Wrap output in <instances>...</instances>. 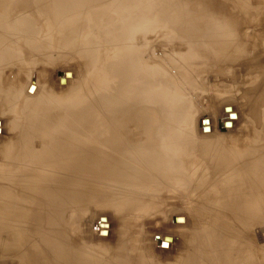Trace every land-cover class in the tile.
<instances>
[{"label": "rangeland", "instance_id": "rangeland-1", "mask_svg": "<svg viewBox=\"0 0 264 264\" xmlns=\"http://www.w3.org/2000/svg\"><path fill=\"white\" fill-rule=\"evenodd\" d=\"M32 1V9L36 11L32 12L31 8L28 10L33 15H30L29 12H27L29 16L26 15V10L25 13L22 12V15L17 13V15L13 16L16 18L25 17V15L26 17L32 16L31 18L39 16L44 19L46 18L47 21L50 20L51 22H49L54 24V27L61 32V34L58 32L56 38L60 40L59 42L56 39H53V41L52 38L36 40L38 46L41 45V47H37L39 50L36 49L35 51L34 47L28 49V46L26 48L28 51L26 49L23 51V53L25 51L26 53L23 54L21 61L12 58L13 54L8 53V51L2 52L3 54L0 53V60H3L0 61V125L2 123V130H0V176L8 172L5 169L3 171V168H1L2 162L4 164L11 159L13 163L17 164H14V166H18L19 168V165L22 164L25 171L37 164L42 171L40 175H52L54 185L60 183L61 186L64 180L75 177L73 168L68 169L69 166L60 167L61 157L64 155L68 158L70 156L73 157V154H77L74 148L79 147L82 143L85 149H89V151H92L91 153L94 152L97 155V152L101 148H108V146H105L106 139L112 133L127 131L129 136L133 138L135 133H138V128L136 130L134 127V119H137L136 115L134 116V111L136 110V113H138L137 110L140 107L146 108L149 115L153 118L157 116V121L151 124L150 129L152 130L150 132L154 133V138L162 134L166 137L170 135L171 142L176 143L177 146H182L181 144L186 145L184 147L186 151L181 155V160L184 166L189 164V162L192 163V160L199 162L200 170L194 174L195 176H198L197 174H207L208 177L211 176L209 179H215L216 177L212 176L215 175L213 173L216 172L217 168H214L213 159H216L218 154L230 151L233 148L232 144L234 142L237 144L241 143L236 138H243L241 137V133H239L243 129L247 130L252 142L256 140L262 146L264 145L263 137H258L262 129L264 130V95L259 98L258 94H256L264 86V75L256 78L258 72L251 70L252 67L248 66L250 65L248 63L251 59L250 57L242 59V61L240 59V66L238 65L240 61L231 63L235 59H229V57L225 58L220 65L211 63V61H214L213 58L210 61L208 60L206 65L205 63H201L189 66L187 62H170L171 57H176L175 45L165 42L164 39L155 41L143 57V62H146L145 64L151 72L150 75H152L147 85V92H144L146 93V97L141 101L139 93L132 94L131 92L136 90L135 85L140 82L135 81L133 76L132 80L126 78L124 72H118L114 69L115 65L122 67L125 65L131 70V61L129 60H124L121 64L114 62V55L117 54L114 52V44H111L113 50L110 49V54H104V48L94 47L96 48L95 52H89L86 56L77 53L75 47L77 43H80L82 38L87 39V41L91 38L95 41L97 40L96 38L99 36L96 35L97 37H94L93 33L90 34V28L97 29L99 27L100 30L107 31L109 30L107 28L109 25L107 21L112 17L113 19L117 18V21L120 23L123 17H121V12L123 13V11L120 9L130 4L129 2L126 4L127 0H122L125 3H122L120 0H113V2L112 0H102L105 1L103 3L99 0H92V2H85V0ZM188 1L190 2L191 0ZM214 1L219 8L223 4H225L223 5L224 7L230 8L227 5L234 2V6L237 4L235 9L240 14L239 20L241 21L242 18L244 26L248 27L252 33H264V0H238L239 2L237 0H192L190 5L192 7L204 5L212 9V5L216 6ZM243 1L245 3L244 6L241 4ZM78 2L81 5H78ZM173 2L169 6L171 8L168 13L175 16L178 10L175 8ZM109 3L110 5H108ZM116 3H120L119 5L123 4V6L115 5ZM75 4L77 5L76 8ZM115 6H118L119 10L115 9ZM59 8L61 9L59 10ZM77 8L79 9L78 11H76ZM75 25L76 27L77 25L81 26L79 27L80 29L78 27L75 28ZM74 29L80 32L77 31L78 34H81L80 37L74 34ZM87 31L89 34L85 33ZM86 34L88 35L86 36ZM66 36L71 38V40L66 39ZM88 36H90V39ZM72 41H74L75 45H70ZM97 41H101L100 37ZM50 42V45L54 42L53 44L57 47H54L53 50H45L46 48L42 47V44H49ZM259 54L263 55L264 52H257L251 56H258ZM110 56H112V59ZM231 57L235 56L232 55ZM187 67L188 69H186ZM228 68L231 69L229 70ZM247 79H250V81ZM104 82H106V85ZM167 86L169 87L168 93L162 95L161 88L167 89ZM15 87L21 91V94L17 97L12 93L16 92L13 89ZM246 91H249L248 95L251 92V96H244L243 93ZM261 91L263 92L264 89ZM252 93L255 94L252 96ZM131 95L133 97L130 101L127 98ZM82 96H84V101L82 100ZM134 97H138L140 101L134 100ZM117 99L123 100L121 104H117ZM112 104L116 105V110L123 115H127L126 112L128 111L133 113V118L127 121V117L125 120L122 117L114 124L106 121V127H102L101 121L104 119L103 116H108L110 115L109 113H114L115 111L112 109L108 110L107 108L112 107ZM226 104H232L240 116L239 121L234 127L235 129L224 126L225 122L223 120L227 119L228 112L226 111ZM223 107H225V112L223 111ZM80 109L86 113V120H84L81 135L73 131L75 117L69 115L77 114ZM248 115H251V117ZM147 118L148 116L146 117V121L148 122ZM229 118L231 120L235 119ZM251 127L254 129L252 130ZM206 128H209V130L207 131ZM233 138L235 139L234 141L232 140ZM24 139H28L30 143L32 142L31 146L34 148H31L33 150L36 149V157H22V160H20L21 155L18 152L20 151V143ZM229 141H232V143ZM226 143L231 145H227ZM235 143L233 145L236 148L238 145ZM259 143H255V146ZM12 145L16 153L8 151L11 150ZM224 145L228 148H225ZM239 145L241 146L242 144ZM242 147H245V145L240 148ZM88 161L90 160L88 159ZM109 163L106 162V165H109ZM137 167H140V164H137ZM51 168H54V170H51ZM86 169L87 171L83 173L85 187L81 185L82 188H78L79 190L75 188V191L73 188L67 186L68 190L74 191L71 194L72 203H66L69 207H67V211L63 209L62 213L58 215L54 214L53 217H57L56 219L50 217L52 216L51 213L48 214L46 212L41 214L42 219L36 218L33 223V232L27 235L25 227L21 230L20 234L23 238L20 237L17 240L15 238V240L11 241V236L6 235L9 234V231L6 230L3 221L6 220L5 218H10L11 220L12 217L13 219V211L0 212V264H34L36 261L39 264H48L46 255L48 247L54 246L52 244H57L60 247L64 246L65 248L68 247L67 249L70 250L71 254L73 253V255L79 258L82 256V258L88 260V264H119L123 260L133 262L140 255L142 256V252H145L147 249V252L151 254L148 255L146 252V257L148 258L149 256V259H151L149 261L150 264H186L188 251L191 249V245L187 244V239L190 237L193 226L199 224L201 228L208 227L211 225L210 220H214V216L219 220V223L221 221L228 223V221L232 220L230 214L222 211L219 212L218 209L208 212V215L203 210L199 211L198 208V211H196V208L191 209L192 203L190 204V200L193 198L190 197H194V200H202L200 197L201 193L187 197L186 194L182 193V190L178 191L177 189H172L171 186L168 187V178L164 179L167 182L163 179L157 181V188H154L156 190L148 193L149 195L146 197L147 200L145 202L152 201L151 210H136L133 206H128L129 208L121 209L124 212L122 214L121 210H118V212L113 205L107 203L109 199L113 201L115 200L114 198L120 199V196H123L121 195L124 193L122 185L116 183V180L113 178H109V170L102 171L103 175L98 176L94 168L86 167ZM145 170L146 178L159 177L155 172L148 169ZM9 174H12V171ZM9 174L6 173L7 179L12 180L8 181L10 183L8 186L16 190L14 182L16 180L13 178L20 177V173L19 171L13 173V177ZM18 174L19 176H17ZM1 182L5 183L2 177H0ZM75 183L72 185L78 186L79 182ZM162 184L165 186H161ZM168 188L176 191L170 192L171 190ZM176 193L180 196L182 195V197ZM173 195L176 196L174 197ZM150 198L152 199L150 200ZM184 200L185 202L183 203ZM7 201L13 202V198H7ZM172 202L176 203L173 204ZM158 203L161 204L158 206ZM62 204L64 203L58 204L59 208H64L65 204ZM170 206H173V209ZM169 207L172 211L168 209ZM112 210H115V213ZM125 211H127V214ZM130 211L133 212L130 213ZM262 212L263 221L260 226L261 229L258 231L262 234L264 246V206ZM46 216L48 217L46 218ZM49 218L53 219L54 222L51 221L44 224ZM180 219H182L183 223H180L182 222ZM11 228L17 230L18 233L20 232L14 224H11ZM57 230L58 232L62 231V235L63 232L67 235V237H65L66 235L64 236L65 239H62V243L60 241L61 238L56 237L60 235H57ZM10 231L13 232L12 230ZM48 237H50L51 241H49ZM45 239L51 245L46 244ZM119 245L121 246L119 247ZM132 245L134 247L138 245V247L133 250L134 247ZM124 248H128L129 250L125 249L124 251ZM139 250L142 251L140 252ZM14 251L18 252L20 256L16 257ZM262 253L263 255L260 254L261 257H259L258 264H264V250ZM21 255L27 256L26 259L24 258L23 260ZM57 263L67 264L57 259L52 264ZM214 263L221 264V262L218 263V260L215 259ZM69 264H74V260Z\"/></svg>", "mask_w": 264, "mask_h": 264}, {"label": "bare ground", "instance_id": "bare-ground-1", "mask_svg": "<svg viewBox=\"0 0 264 264\" xmlns=\"http://www.w3.org/2000/svg\"><path fill=\"white\" fill-rule=\"evenodd\" d=\"M191 1L187 2V0H127L126 4L128 2L130 4L126 7H122L123 4L119 5L121 2L118 4L116 3L115 5H119L120 7H122L120 9L123 11V13L121 12V17L123 16L121 18V22L119 23L117 21V18L113 19L112 17L110 20L107 21V23L109 24L107 28L109 30L102 31L99 27L97 29L90 28L89 30V33H93L92 35L94 37L99 36L101 41H97L99 37L96 38V41L91 38L92 40H94L92 41L89 38L90 36H88V38L92 42L90 40L87 41V39L82 38L80 40V43H77V45H75L74 41H72L70 45H75L77 53L86 56V54L89 52H95L96 48L94 47H101V49L104 48L103 51H105L103 53L110 54V49L113 50V46L111 44H114V52L117 53L116 55H114V62L121 64L124 60H129L131 61V70H129L128 67L125 65L123 67L115 65L114 69L118 72H124V76L126 78L132 80L131 78L133 76L135 78V81L140 82L139 84L135 85L136 90L131 92L132 94L139 93L141 96V101L144 100V98L146 97V93L144 92H147V85L149 84V79L152 75H150L151 72L150 69L147 68V65L145 64L146 62H143V57L145 56L144 54L147 53L146 51H148L152 47L155 41H160L163 39L165 40V42L175 45L176 57H171L170 62H187L189 66H192V64L201 63H205L206 65V62L208 60L210 61L214 58V61H211V63L220 65L221 63H223V60L228 57L229 59H235L231 61V63L235 61H240V59L242 61V59L250 57L251 59L248 63L251 66H248L252 67L251 70L258 72L256 78H258V76L260 75L263 76L264 54H259L258 56L251 55L257 52H264V33H252L250 32L251 30L249 31L248 27L244 26V21L242 20V18L241 21L239 20L240 14L235 9V6L237 4L234 6V2V4L229 3L227 6L230 8L224 7L223 5L225 4H223L219 8L214 1V4H216V6L212 5V9H210L209 7L207 8L204 5H195L194 7H192L190 5V3H192ZM85 2H92V0H85ZM103 2L105 1H102V3ZM172 2L175 4L174 6L178 10V13L176 12L177 15L175 16L170 15L171 13H168L171 8L169 6L172 5ZM79 3L80 2H78V5H81ZM122 3L125 2L122 1ZM32 4V0H0V53H5L8 51V53L13 54V56H6H12V58H16L17 60L21 61L23 54L26 53V51L24 53L23 51L28 46V49H30V47H34L35 51L37 47H41V45L38 46L36 40H42L44 38H52L53 40L57 38L58 32L61 34V32L54 27V24L50 23V20L49 22L46 20V18L44 19L43 17H39L36 13L35 14L38 17H28L29 15L27 12H29L30 14V11L28 9H32ZM76 4L75 8L77 7ZM241 4L244 6V1L243 3L241 2ZM108 5H110V3ZM117 7L115 6L114 8L118 9ZM60 9L61 8H59V10ZM78 10L79 9L77 8L76 11ZM25 11L26 15H28L27 17L26 15L25 17L22 16L18 18L13 16L17 15V13H19V15H22V12L25 13ZM31 11L34 12L36 10L33 11L32 9ZM32 12L30 15H33ZM77 27L78 29H80L79 27L81 26L77 25ZM77 27L75 25V28ZM74 31V34H76L77 37L81 36V34L77 33L78 30L76 31L74 29ZM85 33H88V31ZM88 34H86V36ZM65 38L71 40V38L67 36ZM56 40H58L59 42L60 39ZM53 43L54 42H52V45H50L51 42L49 44H42V47H45V50H53L54 47H57ZM158 49L161 50L160 48ZM232 55L235 57H231ZM110 57L112 59V56ZM241 61L238 62V65L239 63H241ZM242 64L245 65L246 63ZM188 67L186 69H188ZM247 80L250 81V79ZM246 83L248 82L246 81ZM104 84L106 85V82H104ZM263 87L262 89H264ZM99 88L101 89L100 86ZM13 89L16 90V92H12L14 95H16V97L21 94L19 88L15 87ZM262 89L260 88L259 90L260 94L258 93V91L256 92L259 98L260 96L264 95V91H261ZM161 90L163 92L161 94L163 95L165 93H168L167 91L169 90V87L167 89L161 88ZM248 92L246 91L245 93H243L244 96H251V92L249 93V95ZM254 94L252 93V96ZM114 97L116 96L114 95ZM132 97L133 96L131 95L127 99L131 101ZM82 100L84 101V96H82ZM134 100L140 101L138 97H134ZM122 101L123 100L117 99V104H121ZM115 107L116 105L113 104L112 107H107L108 110L112 109L113 111H115L114 113H109L110 115L108 116H103L104 119L101 121L102 127H106V121H109L110 124H114L119 118L122 117L124 120L127 117V121H130L133 118V113L128 111L126 112L127 115H123L122 113L117 111ZM225 107H231L232 110L230 113L227 112V119L223 120V122L231 121L232 129H235L234 127L239 121L240 116L238 115L236 109L234 108V106H232V104H226ZM225 107H223L224 112ZM256 107L258 108V106ZM133 109L135 110L134 107ZM137 112L138 113H136V110L134 111V116L136 115L135 117L137 118L134 119V127L136 130L138 128V133H135L133 138L129 136L127 131H123L120 133H112L106 139L105 146H108V148H101V150L97 152V155L94 152L91 153L92 151H89V149H85V146L82 143L79 147L74 148L77 154H73V157L70 156V158H68L66 155L62 156L60 159V167L69 166L68 169L73 168L72 170H74L75 172V177L73 179L68 178L64 180V184L62 183L61 186L60 183L54 185V180L51 177L52 175H40L42 171L40 170V167L37 164L31 166L30 168H28L29 170L25 171L22 164H20L18 168V166H14L15 163H13L11 159L9 160V162L6 161L4 164L2 162L1 168H3V171L4 169L7 170V174H9L11 171L12 174L18 171L20 173V177L13 178L16 180L14 181L16 190H13L12 187L8 186L10 184L8 183V181L10 182L12 179L8 180L6 173L3 176H0L3 178V181H5V183H0V212H8V210H12L14 214L13 219L12 217L11 220L10 218H5L6 220L3 221L6 230L9 231V234L6 235L11 236V241L15 240V238L16 240L20 237L23 238V236L20 234L21 230L25 227V229L27 230V235L33 232V223L36 218L39 220L42 219L40 216L41 214L48 212V214H52V216L50 217H53L54 214L58 215L62 213L63 209H66L65 211H67V209L69 208L67 204L72 203L71 194L74 192L72 190H68L67 186L73 188L74 190L75 188L76 190L78 188H82L81 185L85 187V183L83 181V173L87 171L86 167H91L95 169V172H97L98 176L103 175L102 171L109 170V178H113L114 180H116V183H120V185H122V191L124 193H118L123 196H120V199L114 198L115 200L113 201L112 199L107 200V203L113 205V207H115L117 211L128 206H133V208H135L136 210L149 211V209L151 208L152 201H148V203L145 202L147 200L146 197H148L149 195L148 193L150 191L153 192L154 190H156L154 188H157V181H159L160 179L164 180L168 178V187L171 186L172 189H177L178 191L182 190V193L186 194L187 197L201 193L200 197L202 198V200H194V197H190L193 198L192 200H190V204L192 203L190 206L191 209L196 208V211H198V209L199 211L203 210V212L207 215L208 212L213 211L214 209H218L219 212L222 211L232 216V220L230 222L228 221V223H224L223 221H221L220 223L222 224H220L219 220L216 219L214 216V220H210L211 225H209L208 227L206 226L201 228L199 224L197 226H193L190 232V237L187 239V244L191 245V249H189L190 251H188L189 254L187 255L188 260L186 264H215L216 262L214 263V259L218 260V263L221 262V264H258L259 257H261L260 254L263 255L262 252L264 250L262 234L260 231H258L261 229L260 226L263 221L262 209L264 206V145L262 146L261 143L256 140L255 142H252L249 138L247 130L241 129L242 131H239V133H241V137L243 138H236L237 141L241 143L237 144L234 142L236 145H238V147L236 146L235 148L233 143L232 147L235 149L231 147L233 150L229 149L230 151L228 152H224L220 155L218 154L216 159L214 158V161L212 160L214 163V168H217V170H215L216 172L213 173L215 175L212 177L216 178L213 180L209 179L211 178V176L208 177L207 174H197L198 176H195L194 174L198 173L200 170L199 162L196 160H192V163L189 162V164L184 166L181 160V155L186 151V149L184 148L186 147V145L181 144L182 146H177L176 143L171 142V138H169L170 135L166 137L162 134L159 137L154 138V133L150 132L152 131L150 129L151 124L157 121V116L153 118L151 115H149V112L144 107H140ZM230 114H235L236 118L231 120L229 118ZM69 115L75 117L73 131L81 135L83 123L84 120H86V113H84V111L80 109L77 114ZM147 116L148 122L146 121ZM248 116L251 117V115ZM258 129L260 128L258 127ZM0 130H2V123L0 125ZM258 137H263L264 139L263 129L262 132L258 135ZM139 140L141 141L138 142ZM232 140L234 141L235 139L233 138ZM80 142L82 141L80 140ZM229 142L232 143V141ZM255 143L259 144L255 146ZM31 144L32 142L30 143L28 139H24L20 143V151L18 152L21 155L20 160H22V157H36V149L33 150L34 147L31 146ZM239 144H242L241 146L245 145V147L240 148L241 146ZM227 145L231 144L228 143ZM10 149L11 150L8 151H11V153H16L14 151V146ZM88 159L90 161H88ZM106 162H110L109 165H106ZM137 164H140V167H137ZM145 169L155 172V174L159 175V177L146 178ZM51 170H54V168H51ZM12 174L9 175L12 176ZM17 176H19V174ZM164 181L167 182V180ZM75 182H79L78 186L72 185ZM96 186L97 188H99L98 185ZM161 186L165 185L162 184ZM172 191L175 192L176 190H171L170 192ZM124 194L127 196H125ZM10 197L13 198V202L7 201V198L9 199ZM172 197L171 200L173 201ZM180 197H182V195ZM184 198L187 199L185 196ZM151 199L152 198H150V200ZM184 202L185 200L183 201V203ZM59 203H64V208H59ZM160 204L158 203V206ZM194 204H196V206H194ZM170 207L168 208L169 210L173 206L171 208ZM112 211H114L115 213V210ZM121 211L123 214V210ZM126 212L127 211H125V213ZM132 212L130 211V213ZM47 217L48 216H46V218ZM180 220L182 221V219ZM51 221L54 222L53 219L49 218V220L47 219L44 224L50 223ZM180 223H183V221ZM11 224H14L20 230V232L18 233L17 230L11 228ZM28 229H30L31 231ZM10 230H12L13 232H11ZM61 232H58L57 230V235H60L56 237L61 238V240H59L62 243V239H65L67 235L64 234V232L62 235ZM48 238L50 239V237ZM45 241L47 242L48 240L45 239ZM49 241H51V239ZM48 242L46 244H49ZM52 245L54 246H49L47 250L46 257L48 264H52L55 259L63 261L67 264H69L73 260L74 264H88V260L82 258L81 255L78 254L79 256H81L79 258L78 256L73 255V253L71 254L70 250L67 249L68 247H60L57 244ZM134 245L132 246L134 247ZM45 246L47 247V245ZM120 246L121 245H119V247ZM137 247H134V249H132L135 250V248ZM125 249L128 248H124L123 250L125 251ZM147 250L145 252L143 251V255H140V257L134 260L133 262L123 260L119 264H150L149 261H151V259H149V256L148 258L146 257L148 253ZM14 252L16 257L20 256L18 252ZM148 255L151 254L148 253ZM26 257L27 256L25 255H21V258H23V260L24 258L26 259ZM34 264L39 263H37L36 261L34 262Z\"/></svg>", "mask_w": 264, "mask_h": 264}, {"label": "water", "instance_id": "water-1", "mask_svg": "<svg viewBox=\"0 0 264 264\" xmlns=\"http://www.w3.org/2000/svg\"><path fill=\"white\" fill-rule=\"evenodd\" d=\"M226 111L230 112V111H231V108H230V107H227V108H226ZM230 117H231V118H236V115H235V114H230ZM222 126H223V125H222ZM224 126L227 127V128H230V127H232V123H231V122H225V123H224ZM206 130L208 131L209 128H206ZM164 245H165V242H164Z\"/></svg>", "mask_w": 264, "mask_h": 264}]
</instances>
